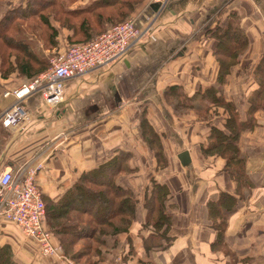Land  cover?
I'll return each mask as SVG.
<instances>
[{"label": "crops", "instance_id": "0c3cea01", "mask_svg": "<svg viewBox=\"0 0 264 264\" xmlns=\"http://www.w3.org/2000/svg\"><path fill=\"white\" fill-rule=\"evenodd\" d=\"M94 1L99 0H79L70 10ZM231 16H238L249 46L228 77L224 97L245 117L248 98L258 88L254 68L264 54V0H143L132 15L143 37L127 55L67 81L58 109L46 108L34 94L23 103L31 121L7 129L0 121V174L26 164L37 168L45 204L60 205L82 174L130 154L131 172L116 183L138 200L136 220L129 232L105 238L98 264H264V113L257 114L258 127L240 138L246 176L239 186L225 171L223 157L204 156L211 129L197 111L177 115L164 97L170 86L182 87L191 97L217 82L215 33ZM206 105L196 102L197 108ZM144 119L161 136L165 169L158 168L145 140ZM212 124L222 126L216 117ZM183 153L189 155L188 165L180 158ZM152 180L171 191L169 243L157 242L145 227ZM223 193L235 203L220 238L209 209ZM53 242L60 245L58 237ZM6 255L13 264H74L65 250L62 258L44 255L34 238L0 218V264Z\"/></svg>", "mask_w": 264, "mask_h": 264}, {"label": "trees", "instance_id": "16d2710c", "mask_svg": "<svg viewBox=\"0 0 264 264\" xmlns=\"http://www.w3.org/2000/svg\"><path fill=\"white\" fill-rule=\"evenodd\" d=\"M77 1L79 0H33V8L30 11L23 10L14 16L8 13L3 18L0 22V42L4 43L9 53L15 52L25 56L21 60L19 57L16 65L12 54H4L3 67L8 65V72H3L4 79L12 68L18 67L19 70L17 71L22 78H26L27 82H31L50 67L49 61L41 60L40 56L32 52L27 45L11 40L9 30L16 22L30 19L29 16L32 13H34V16L39 13L41 15L40 19L44 21L43 26L45 28L43 29L46 30V34L49 36L46 40L51 43V40H54L53 38L57 36V28L53 23L56 21L55 16H53L54 12H60L61 16L69 20H80L82 18V23L70 31L72 35L69 36L67 40L69 43L64 46V49L61 48L60 44L56 47L58 48L56 50H59L57 55H59L75 45L89 43L104 34L119 19L132 15L136 6L143 0L138 3H136L137 0H133L135 2L131 0H99L90 3L88 8L70 10ZM105 9H111L114 13L122 10L121 16L123 17H120L118 13L119 19L117 20L114 18L115 14L104 17L101 13ZM91 19L94 20L93 24L90 21ZM61 27L63 26L61 25ZM215 36L219 43L215 53L219 67L217 82L211 87L200 89L191 97L183 92L182 87L178 85L170 86L164 91V97L169 104L174 105L175 109L182 112L192 109L197 111L199 118L207 123L211 129L207 139L208 144L202 148L204 156L223 157L226 160L225 171L230 174L236 183L238 182L239 186H242L241 184L246 176V161L240 149V138L243 133L250 132L258 127L257 114L264 113V54L261 55V59L254 68L255 82L258 88L248 98V109L245 112V117H242L235 102H231L224 97V90L228 77L232 74L233 67L240 63L242 55L247 51L249 46L248 37L240 26L238 16H231L228 25L224 29L218 28ZM231 37L235 42L233 48L227 47L226 43ZM53 44L54 47L57 45L56 43ZM197 100L207 101L206 107L197 108ZM220 110H223L226 118L222 126L218 127L212 124L211 118L214 115L219 116ZM142 128L147 144L152 146L155 157L158 159V168L165 169L167 159L161 145V136L148 124L146 119L142 122ZM129 157L130 154L122 153L112 162L82 174L78 183L70 189L71 191L60 205L45 204L47 207L46 229L53 234V241H55V237L60 239V245L66 250L67 255H70V248L69 245H65L62 236L67 235L74 239L88 238L93 244L89 246L94 254L91 260L92 264H98L95 259L101 258L105 238L129 232L136 220L139 203L131 189L122 188L116 183V179L122 173L128 174L131 172L127 166ZM94 187L100 188L102 192L93 190ZM170 199L171 191L169 187L152 180L145 197V208L147 210L145 227L151 236L156 234L154 237H156L157 242L162 239L169 243L171 240L168 234L171 231L173 216H171L167 207V201ZM74 203L80 205L77 206ZM233 203H235L234 198L230 194L223 193L218 201L210 204L209 215L212 220V227L219 233L220 238L224 234L228 217L234 210ZM99 205L106 207L111 205L113 210H109L107 215H102L104 209L99 208ZM221 210L223 212L222 218L219 214ZM69 212L91 218L94 226L91 227L81 222L78 226L57 227L53 219L60 217V215L64 216ZM55 215L57 216L55 217ZM215 246H217V243ZM7 257L8 255L4 256L1 264H13Z\"/></svg>", "mask_w": 264, "mask_h": 264}, {"label": "built area", "instance_id": "2783aa9c", "mask_svg": "<svg viewBox=\"0 0 264 264\" xmlns=\"http://www.w3.org/2000/svg\"><path fill=\"white\" fill-rule=\"evenodd\" d=\"M133 18L110 28L89 43L78 44L52 57L47 71L19 89L5 92L13 102L3 112L0 121L7 128H18L31 121L30 111L23 105L27 98L38 94L43 106L58 109L64 101L67 81L103 69L127 55L133 43L143 37ZM37 168L23 165L15 171L8 167L0 174V218L14 222L23 235L34 238L46 256L63 257L64 248L53 242V234L46 229V209L36 184Z\"/></svg>", "mask_w": 264, "mask_h": 264}, {"label": "rangeland", "instance_id": "374dc122", "mask_svg": "<svg viewBox=\"0 0 264 264\" xmlns=\"http://www.w3.org/2000/svg\"><path fill=\"white\" fill-rule=\"evenodd\" d=\"M129 1V0H128ZM132 2H135L133 0H131ZM140 0H137L136 3H138ZM34 4L33 0H0V22H2L3 18L9 13H11V16L16 15L17 13L23 11V10H31L33 7L32 5ZM70 4V2H69ZM139 4H141V2H139ZM138 4V5H139ZM24 7V8H23ZM28 7V8H26ZM72 8V7H71ZM57 11V10H55ZM122 11V10H121ZM121 11H117L114 13L113 10L111 9H105L102 11V15L104 17H109L110 15H116L114 16V18L119 19L118 17H123L121 16ZM118 13V15H117ZM62 14L60 12H54L53 16H55V20L59 23H57L56 21L53 22L55 27L57 28V36L56 38H53L54 40H51L52 42L49 43L48 40H46L49 36H47L46 34V30L43 29L45 28L43 26L44 21H42L40 19L41 15L38 13L37 16H34V13H32L28 20H22V21H18L15 23V25L9 30V36H11V40L14 42H21L25 45L28 46L29 49H31L32 52H34L35 54L40 56V59L44 60V61H49L52 57L56 56L59 52V50H56L58 48H56L59 44L61 46L62 49H64V46L66 44H68L69 42H67V40L69 39V36L72 35V33L70 31L73 30V28H75V26H78L82 23L83 19L81 18L80 20H69L66 19L65 17L61 16ZM133 15V13H132ZM132 15L121 18L118 20V22L114 23V26H117L120 23H125L129 20H132L133 17ZM91 23L93 24L94 20H90ZM96 22V21H95ZM61 25L63 27H61ZM112 28V27H111ZM45 31V32H44ZM69 33V35H67L66 37H64L67 33ZM63 39V40H61ZM64 41V42H62ZM53 43H56L57 45L54 47ZM227 43V47H232L234 46L235 42L233 41V37L229 38V40L226 42ZM7 48L5 47L4 43L0 42V115L1 113L6 110V108H8L11 104V98L6 99L5 98V92L6 91H14L16 89H19L21 85L23 84H27L30 82H27L26 78H22V76L19 74V72L17 70H19L18 67H14L12 68L11 72L6 76V78L4 79L3 75L4 73H7L8 71V65H5V67H3L4 64H2L3 60H4V54H12L15 60L14 62H16L15 64L17 65V60H20L25 58V56H23L22 54H17L15 52H11L9 53L7 50ZM61 49V51H62ZM248 50V48H247ZM10 51V50H9ZM22 53V52H21ZM247 53V51L243 54L245 55ZM21 55V56H20ZM4 63V62H3ZM4 72V73H3ZM172 106L175 114H185L188 111H184L182 112L179 109H175L174 105ZM223 111V110H222ZM218 113V112H217ZM223 113V112H222ZM222 113H219V116H212V120L216 117L217 119L219 118V122L223 123L225 121V115H222ZM224 114V113H223ZM211 120V121H212ZM93 190H97V191H101L102 190L100 188L94 187ZM74 205L79 206L80 204L78 203H74ZM99 208H103L104 212L102 213V215H107L109 213H107L109 210H111L113 207L111 205H109V207L103 206V205H99ZM113 210V209H112ZM61 213V212H59ZM56 214V213H54ZM57 215H55L56 217ZM79 219V220H77ZM55 222V225L57 227H67V226H78V224H80L81 222H83L84 224L90 225L91 227L94 226V222L91 218L84 216V215H77L75 213H66V215L62 216L60 215V217H56L53 219ZM62 239L65 243V245H69L70 248V255H67L66 250H65V256L67 259H69L70 261H72L74 264H92V257L94 256L93 251L90 249L89 246L93 245L92 242L85 237H81L79 239H74L71 236H62Z\"/></svg>", "mask_w": 264, "mask_h": 264}, {"label": "water", "instance_id": "95a60500", "mask_svg": "<svg viewBox=\"0 0 264 264\" xmlns=\"http://www.w3.org/2000/svg\"><path fill=\"white\" fill-rule=\"evenodd\" d=\"M180 158L182 159V162L184 165H188L190 163V158H189L188 153L181 154Z\"/></svg>", "mask_w": 264, "mask_h": 264}]
</instances>
